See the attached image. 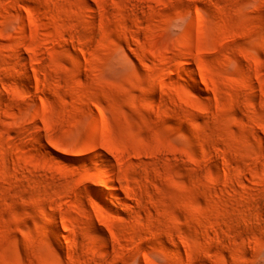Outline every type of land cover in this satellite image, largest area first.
<instances>
[{
    "label": "rangeland",
    "instance_id": "rangeland-1",
    "mask_svg": "<svg viewBox=\"0 0 264 264\" xmlns=\"http://www.w3.org/2000/svg\"><path fill=\"white\" fill-rule=\"evenodd\" d=\"M0 264H264V0H0Z\"/></svg>",
    "mask_w": 264,
    "mask_h": 264
},
{
    "label": "bare ground",
    "instance_id": "bare-ground-1",
    "mask_svg": "<svg viewBox=\"0 0 264 264\" xmlns=\"http://www.w3.org/2000/svg\"><path fill=\"white\" fill-rule=\"evenodd\" d=\"M92 148H93V146H92ZM95 149V148H94ZM93 149V150H94ZM105 157V156H104ZM98 178V177H97ZM96 179V178H95ZM102 180V179H101ZM89 181V180H88ZM100 181V180H99ZM103 181V180H102ZM101 182V181H100ZM101 183H105V182H101ZM100 194V196H103L104 198H105V195L103 194V193H99Z\"/></svg>",
    "mask_w": 264,
    "mask_h": 264
}]
</instances>
